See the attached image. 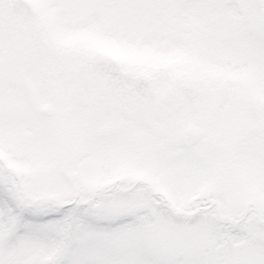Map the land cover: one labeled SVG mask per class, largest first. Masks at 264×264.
<instances>
[{"label": "snow or ice", "instance_id": "snow-or-ice-1", "mask_svg": "<svg viewBox=\"0 0 264 264\" xmlns=\"http://www.w3.org/2000/svg\"><path fill=\"white\" fill-rule=\"evenodd\" d=\"M0 264H264V0H0Z\"/></svg>", "mask_w": 264, "mask_h": 264}]
</instances>
